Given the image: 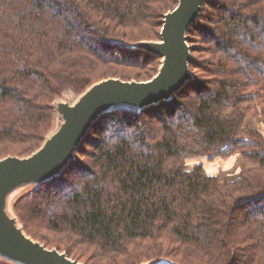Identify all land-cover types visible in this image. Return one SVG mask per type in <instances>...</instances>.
<instances>
[{
    "label": "trees",
    "instance_id": "obj_1",
    "mask_svg": "<svg viewBox=\"0 0 264 264\" xmlns=\"http://www.w3.org/2000/svg\"><path fill=\"white\" fill-rule=\"evenodd\" d=\"M178 3L0 0V158L43 144L66 90L140 79L127 68L132 58L161 65L130 44L160 39ZM191 29L210 55L205 64L192 59L193 79L169 100L111 110L120 117L89 150L102 116L59 176L14 200L30 236L84 264H264V134L245 123L264 115V0H206L189 43ZM235 152L246 167L233 179L203 162L187 166ZM41 213L66 236L33 228Z\"/></svg>",
    "mask_w": 264,
    "mask_h": 264
},
{
    "label": "water",
    "instance_id": "obj_2",
    "mask_svg": "<svg viewBox=\"0 0 264 264\" xmlns=\"http://www.w3.org/2000/svg\"><path fill=\"white\" fill-rule=\"evenodd\" d=\"M205 1L179 0L165 13L160 39L130 44L162 58L156 75L141 81L111 76L93 83L74 101L57 98L55 127L43 144L26 156L0 158L1 258L17 264H84L30 236L13 209V197L24 187L59 176L76 159L78 147L105 113L121 106L142 109L169 100L194 78L188 32L198 22ZM162 263L176 264L167 258L141 264Z\"/></svg>",
    "mask_w": 264,
    "mask_h": 264
},
{
    "label": "rangeland",
    "instance_id": "obj_3",
    "mask_svg": "<svg viewBox=\"0 0 264 264\" xmlns=\"http://www.w3.org/2000/svg\"><path fill=\"white\" fill-rule=\"evenodd\" d=\"M191 31L192 32H190V36H192L191 38L195 40L192 42L190 41V43H189V44H192V46H193V50L191 51V54H192L193 58L196 60L197 64H201V62H203L205 64V62L207 61V59L210 56L209 53H207L205 50H203L204 46H207V44H203L201 41H197V40H199L200 37L196 35L198 32L195 29H191ZM223 55L224 54L218 53L217 57H221ZM130 60L133 64L127 68L133 74L139 73L143 76L142 78L140 76V79L137 77H134L132 79H136V80H140V81L141 80H149L150 78H148V77L150 76V74L151 75L153 74V76L156 75L159 71L158 67L160 68V66H161V65H159L160 62H156V63H152L153 61H151V63H149L148 61H145L146 63L144 61L138 62V60L136 58H132ZM197 68H198L197 70H199L198 72H200L199 67H197ZM201 73H203V72L201 71ZM129 80H131V79H129ZM80 94L81 93L73 92L71 90H66L64 92V94L60 97V99H64V100L67 99V100L74 101L79 97ZM120 115H121L120 110L116 111V112L110 111V112H107L103 115V118L100 120V125L99 124L97 125L98 126L97 131H95L92 134V137L94 139L89 141L86 144V146L89 150H94L93 149L94 145H92V143H93V141L96 143L98 141V138H100V135L98 134V132H102V133L109 132L110 130H108V131L104 130V129H106L105 127L108 128V126H109L108 124L110 122L114 123L120 117ZM253 116H255V115H253ZM54 127H55V125H54ZM251 128H253V127H251ZM79 157H80L79 161L81 162V164H82V162L84 163L85 160L86 161L89 160V157L84 156V154L83 155L79 154ZM242 157L243 156L241 155L240 152H235V156H233V155L226 156V157L223 156V157L218 158V160L216 159L213 161L208 160V158L206 156H195V157H192L188 160L187 166L190 167V166H193L197 162H203L205 169L208 172L209 171H218V173L221 174L220 175L221 177L233 179V178L237 177L241 173V171L246 167V162L245 163L243 162ZM73 168L75 170H78L76 168V165ZM38 186L37 185L36 186L29 185L27 187L22 188L21 190H19V192L17 194L14 195L13 201L17 200L18 198L23 197L25 195L32 194V192L36 188H38ZM12 205H13V203H12ZM14 211H15V209H14ZM15 213H16V211H15ZM42 213H43V211H42ZM42 213H41V215H37L35 217L34 223L31 222L33 225V228H35L36 230H39V232H41V234L51 235V236L56 237V238H60V236H66L63 234H57L55 232H52L50 229H48L45 225L46 216L45 217L42 216Z\"/></svg>",
    "mask_w": 264,
    "mask_h": 264
},
{
    "label": "crops",
    "instance_id": "obj_4",
    "mask_svg": "<svg viewBox=\"0 0 264 264\" xmlns=\"http://www.w3.org/2000/svg\"><path fill=\"white\" fill-rule=\"evenodd\" d=\"M245 123L249 127L257 128L264 134V115L248 116L245 120ZM243 156V155H242ZM243 162L244 161V157Z\"/></svg>",
    "mask_w": 264,
    "mask_h": 264
}]
</instances>
